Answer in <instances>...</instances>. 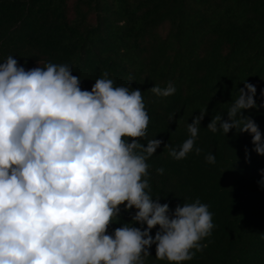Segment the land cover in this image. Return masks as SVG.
<instances>
[{"label": "trees", "instance_id": "16d2710c", "mask_svg": "<svg viewBox=\"0 0 264 264\" xmlns=\"http://www.w3.org/2000/svg\"><path fill=\"white\" fill-rule=\"evenodd\" d=\"M9 55L26 69L67 64L82 90L105 72L116 86L139 88L150 117L141 142L163 141L148 161L150 194L170 210L198 198L213 214L207 247L185 264H264V157L252 151L247 133L206 130L246 80L257 88V105L264 104V0H0V62ZM169 81L173 96L149 91ZM206 108L200 155L172 159L164 145L182 144L187 125ZM244 115L264 133V107ZM209 152L215 165L205 162ZM134 214L121 206L110 231ZM150 254L145 264H168L155 258V246Z\"/></svg>", "mask_w": 264, "mask_h": 264}, {"label": "clouds", "instance_id": "9594fccd", "mask_svg": "<svg viewBox=\"0 0 264 264\" xmlns=\"http://www.w3.org/2000/svg\"><path fill=\"white\" fill-rule=\"evenodd\" d=\"M81 82L67 64L26 69L12 55L0 62V264H145L153 246L168 264L191 261L207 247L213 214L198 198L170 210L150 194L148 161L163 141L141 142L150 123L142 91L116 86L107 72L90 91ZM243 85L206 130L247 133L264 157V133L244 115L264 104L256 103L255 85ZM149 91L167 98L176 87L169 81ZM206 115L207 108L187 125L182 144L164 145L172 159L200 155ZM205 162L215 165V154ZM260 175L264 188V169ZM121 206L135 214L110 231Z\"/></svg>", "mask_w": 264, "mask_h": 264}]
</instances>
